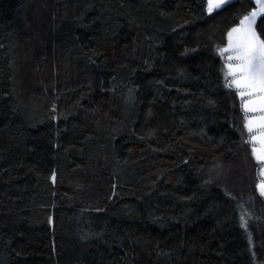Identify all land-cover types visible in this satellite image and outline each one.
Returning <instances> with one entry per match:
<instances>
[{"label": "trees", "instance_id": "16d2710c", "mask_svg": "<svg viewBox=\"0 0 264 264\" xmlns=\"http://www.w3.org/2000/svg\"><path fill=\"white\" fill-rule=\"evenodd\" d=\"M255 7L0 0V264H264L219 53Z\"/></svg>", "mask_w": 264, "mask_h": 264}, {"label": "snow or ice", "instance_id": "6c2138e0", "mask_svg": "<svg viewBox=\"0 0 264 264\" xmlns=\"http://www.w3.org/2000/svg\"><path fill=\"white\" fill-rule=\"evenodd\" d=\"M229 2L207 0V10L211 13ZM255 2L256 7L243 16L239 26L228 32V44L219 53L226 60V87L235 89L242 101L244 127L249 133L247 142L252 145V155L264 165V39L255 27L257 19L264 16V0ZM225 53L228 54L226 57ZM260 175L264 176V167ZM257 189L264 196V181L257 185ZM241 219L243 221V217Z\"/></svg>", "mask_w": 264, "mask_h": 264}, {"label": "rangeland", "instance_id": "374dc122", "mask_svg": "<svg viewBox=\"0 0 264 264\" xmlns=\"http://www.w3.org/2000/svg\"><path fill=\"white\" fill-rule=\"evenodd\" d=\"M226 54V56L228 55L227 53H225ZM225 73H226V69H225ZM230 79V78H229ZM249 115H251V114H249ZM263 178H264V176H263Z\"/></svg>", "mask_w": 264, "mask_h": 264}, {"label": "flooded vegetation", "instance_id": "af4514ba", "mask_svg": "<svg viewBox=\"0 0 264 264\" xmlns=\"http://www.w3.org/2000/svg\"><path fill=\"white\" fill-rule=\"evenodd\" d=\"M262 181H264V178H262Z\"/></svg>", "mask_w": 264, "mask_h": 264}, {"label": "water", "instance_id": "95a60500", "mask_svg": "<svg viewBox=\"0 0 264 264\" xmlns=\"http://www.w3.org/2000/svg\"><path fill=\"white\" fill-rule=\"evenodd\" d=\"M259 18H260V17H259ZM259 18H258V19H259ZM258 19H257V20H258Z\"/></svg>", "mask_w": 264, "mask_h": 264}]
</instances>
